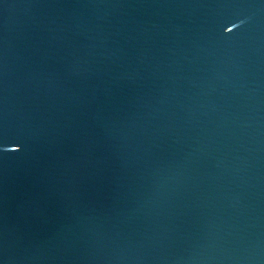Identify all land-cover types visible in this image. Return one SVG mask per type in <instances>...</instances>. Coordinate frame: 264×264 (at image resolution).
Listing matches in <instances>:
<instances>
[{
    "label": "water",
    "instance_id": "95a60500",
    "mask_svg": "<svg viewBox=\"0 0 264 264\" xmlns=\"http://www.w3.org/2000/svg\"><path fill=\"white\" fill-rule=\"evenodd\" d=\"M0 264H264V0H0Z\"/></svg>",
    "mask_w": 264,
    "mask_h": 264
}]
</instances>
